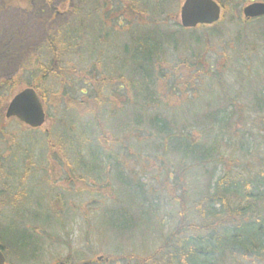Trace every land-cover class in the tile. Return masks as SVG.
Wrapping results in <instances>:
<instances>
[{"label":"rangeland","instance_id":"1","mask_svg":"<svg viewBox=\"0 0 264 264\" xmlns=\"http://www.w3.org/2000/svg\"><path fill=\"white\" fill-rule=\"evenodd\" d=\"M42 1L45 6L49 5L55 11V15L52 17L51 12L47 11L43 20L36 22L31 16L32 13L23 9L27 6L24 0H15L14 5L9 7L4 4L5 0H0V76H14L18 80L12 89L13 94L29 86L26 83L29 76L20 72L17 65L18 60H21L19 55L24 57V61L28 56H37L35 50L43 45L48 31L54 32L61 28L65 33L66 24L69 22L66 23L69 8L79 0ZM251 1L253 0L230 2L231 13L225 15L224 10L222 11L223 15L219 24L214 27V33L211 32L210 26L179 30V12L183 0L173 1L172 13H175V16L169 15L164 22L161 17H157V25L161 20V26L165 29L170 32L177 30L183 42L177 51L173 50L172 55L169 54L160 60L164 69H161L162 73L158 75L157 95L148 101L149 105L145 108L147 115H143L141 127L131 123L134 114L139 111V99L132 100V104L129 101L128 93L135 96L131 86L129 90L122 88L116 92L117 87L114 85L108 94H100L107 103L102 102L91 113H86L84 107L76 110L69 102L72 98L66 103L69 98L67 96L56 100V97L45 93L46 99L43 103L46 121L34 131L37 133L27 130L26 126L18 124L16 120L5 118L10 99L5 106L1 105L0 230L13 224V220V225L17 228H22L23 223L18 219L25 217L24 220H30V223L26 222L25 229L36 236L38 247L34 258L26 264H140L131 258L115 259L118 256L131 257L133 254L144 258L151 256L149 264L176 263L170 256L175 243L195 234H191L194 231L185 230V235L175 240L174 234L179 228L187 227L191 223L200 222L202 225L199 210L204 207L201 206L202 197L205 195L203 186L206 181L208 184L212 181L209 179L212 176L204 173L206 167H197L193 172L186 173L187 166L194 164V161L184 162L185 159L171 149V144L166 143L167 135L157 133L158 131L148 124L147 117L157 114L160 120H166L169 129L167 134H183V130L184 133L190 132L194 124V133L198 138L204 139L202 130H205L207 124L208 128L212 125L210 118L217 112L218 121L212 127L221 128L217 132L219 136L215 140L214 137L209 140L207 136L204 139L205 143L221 139L218 146L214 147V163L219 161L228 169L229 162L233 160L231 162L235 166L231 167V172L238 171L244 178L249 176L247 165L251 167L252 172L259 170L258 166L263 164L261 162L264 158V115L258 114L264 112L256 110L252 99L253 94L258 92L264 97V43H260L259 38L263 33L262 25L258 21L245 23L243 20L242 9ZM150 17L144 16L142 21H150ZM138 21L135 20L133 27ZM132 23L133 20H130L129 25ZM78 24L79 21H71L68 29H76ZM123 30L124 28H121L118 31L124 33ZM198 41L202 43L196 44ZM82 43L83 40L78 48L84 46ZM119 43L115 42L117 49L120 47ZM15 45L20 46L22 53L14 55L12 49H15ZM96 47L98 43L92 42L91 50ZM255 49H260V54H256ZM38 50L40 52V49ZM75 55H67L70 63L68 72L78 60ZM83 59L84 66H87L94 57L90 58L89 54H85ZM54 63L58 64L57 61ZM108 66H111V63ZM178 66L183 68H177ZM82 85V81H79L78 86ZM56 87L55 90H58ZM79 87L69 86L65 95L73 92V99L81 101L82 97L79 98V93L75 92ZM90 94L89 91L86 94L89 100ZM171 94H174L173 98H169ZM120 107L124 110L119 109ZM108 113L110 119L105 117ZM242 115L245 117L241 118ZM229 116L231 117L228 121L225 117ZM229 123H234L232 136L224 130ZM79 130H82L80 135L84 139L83 145L76 139ZM68 132L74 135L80 148L84 146V150L79 151V154L69 151L65 155L62 149L60 150L59 138H66ZM111 137L121 141H111ZM35 138L41 139V142L34 143ZM56 142L59 147L53 146L52 143ZM257 145L259 151L246 163L248 159H243V154L249 146L254 152ZM156 146H159V149ZM241 146H245L244 151ZM97 147L101 150V158L108 162L104 168L93 163V166L86 170L76 163L82 155L86 159V165L90 164L87 153ZM116 159L124 162L127 172L144 182L143 191L149 195L148 200L153 197L156 199L155 203L158 205L154 208L146 209V206H142L150 216L149 219L140 215L143 211L138 206L137 198V205L133 206V200L127 199L128 193L121 191L127 187L114 177L117 174V168L113 166ZM238 162L240 165H237ZM120 166L122 164L118 163V167ZM213 167H217L212 177L215 180L222 174L223 167L220 164L210 166V172ZM242 169L246 171L243 173ZM77 177L81 180H77ZM104 186L108 188L106 193ZM15 196L20 198L14 208L10 200L13 201ZM121 210L135 217L134 226L123 231L115 230L112 227L113 221H106L108 212H112L114 219H117L120 218L118 215ZM33 214H38L39 221L33 219ZM125 217L128 218V215ZM226 219L219 217L210 218L209 222L203 220L205 225H208L203 230L204 234L217 233L224 228H233L240 224L236 218ZM218 220L221 222L217 224ZM5 238L2 243L5 246L7 244L8 249L10 237L5 235ZM14 250L9 249L5 264H22L19 260L20 252ZM99 257L101 258L98 259ZM215 263L264 264V260L251 257L245 259L228 252Z\"/></svg>","mask_w":264,"mask_h":264},{"label":"trees","instance_id":"2","mask_svg":"<svg viewBox=\"0 0 264 264\" xmlns=\"http://www.w3.org/2000/svg\"><path fill=\"white\" fill-rule=\"evenodd\" d=\"M24 1L27 6L23 9L31 12V16L36 22L43 20V16H45L47 11L51 12L52 17L55 15V11L49 5L45 6L42 0ZM173 1L178 0H79L78 3H75L69 8L70 12L68 13L66 23L69 22L66 24L67 26L65 25V28H67L65 33H63V30H60L61 28L56 29L54 32L48 31L43 45L35 50L37 56H28L24 61V57L19 55L18 58L21 60L18 61L21 64L17 62V65L20 67V72H24L29 76L26 81L27 85L35 88L43 102L46 99L45 93H49V95L56 97V100H61L64 96H67L69 98L66 99V103L72 98V100H69L70 104H72L76 110L84 107L86 113H91L96 110L97 106L102 102L107 103L105 98L100 97V94H108L114 85L117 87L116 92H119L122 88H127L129 90L131 86L136 97L128 93L130 97L129 101L131 102L135 98L136 100L139 99V111L134 114L131 123H135L141 127L143 126L142 117L143 115H147L145 108L149 105L148 101L150 102L151 99H154L153 97L157 95L156 87L159 85L158 75L162 73L160 70L164 69V66L160 64V60L162 57L169 56V54L172 55L173 50L177 51L178 47L182 45L181 42H183L182 38H179L180 36L177 34V30L170 32L167 28L165 29L164 26H161L164 20L168 19L169 15L175 16V13H172ZM217 1L221 4L225 15H227L231 13L229 12L230 2L232 3L238 0ZM14 2L15 0H5L4 4L9 7L14 5ZM144 16H151V20L143 22L142 19ZM157 17H161V20H163V22L160 20L159 25H157ZM130 20H133V23L129 25ZM135 20L139 21L133 27ZM71 21L72 23H78L79 21L76 29H68ZM250 21H258V23L262 25L263 33L261 35L262 37L259 38L260 43H264V16L249 19L248 21L244 20L245 23ZM217 24H219V22L210 26L212 27L211 32L213 30L215 31L216 28L214 27L217 26ZM178 26L180 27H178L179 30H195L196 28L208 27L207 25H199L196 28L188 29L183 28L179 24ZM121 28H124V33L118 31ZM214 31L212 33H214ZM182 33L186 35V32L183 31ZM81 40H83L82 44L84 46L78 48L81 44ZM92 42L98 43V47H96L95 50H91ZM115 42H120V47L118 49L115 47ZM195 43L200 44L202 41ZM19 47L20 46L15 45V49H12L14 55L22 53ZM38 49H40V52ZM259 51L260 49H255L256 54H260ZM69 54H76L75 57H78L76 64L69 68L70 72L67 71L70 65L67 58ZM85 54H89L90 58L94 57V60L90 61L87 66H84L83 56ZM54 61H57L58 64L56 65ZM13 62L16 63L15 61ZM25 63L29 65H25ZM110 63L111 66H108ZM177 68L183 67L178 66ZM175 70L176 69H174V71ZM79 81L83 83L80 87L78 86ZM17 83L18 80L15 79L14 76H0V107H2L1 105L5 106V103L11 98L13 95L12 89ZM43 85H45V87H42ZM56 86L58 90H55ZM69 86L72 88L79 87V90H77V88L73 90L79 93V98L80 96L82 97L81 101L73 99V92L72 94L70 92L69 95H65L66 89L69 88ZM88 91L92 95L95 93L94 96L90 94V100L86 96ZM171 95L172 96H169V98H173L174 94ZM252 101L257 111L264 112V97L261 96V92L253 94ZM132 103L133 102H131V104ZM119 109L124 110L123 107ZM251 110L252 108L250 106L249 111ZM242 114L244 115L243 112ZM212 115L210 120L212 119L213 125L218 121V113L215 112V114ZM243 115L241 118L245 117ZM258 115L262 116L264 113ZM109 116L110 114L108 113L105 117ZM159 117L160 116L157 114L150 118L147 117V122L149 121L148 124L156 129L158 131L157 133H164L167 135V138L165 137L166 143H168V145L171 144V149L177 154H180L185 159L183 160L184 162H186V160L194 161V164L187 166L186 173L193 172L197 167H206L204 173L207 174V176L210 175L213 177L217 171V167H213L211 172L209 167L216 166V164H220L223 167L221 171L222 174L218 175V178H215V180H213L212 177L209 178L212 179V181H209V184L206 181V185L203 186L205 187V195L202 197L203 203L201 202V206L204 205V207L199 210L202 215L200 217L202 225H200V222H197V225L195 223H188L189 225L186 224L188 228H179L174 234V240L177 239V237L185 235V230L187 231L188 229L194 231V233L191 234H195V236L192 235L184 238L181 242L177 240L175 248L172 253H170L171 258L176 262L175 264H214L215 261H219V258L224 257L228 252L238 257L242 256L245 259L251 257L264 260V158L261 162L263 164L258 166V168H260L257 171L254 170L252 172L251 167L247 165L249 176L244 178L241 175L242 173L238 171L231 172V167L235 166L234 163L231 162L233 160L229 162L228 169H225L226 167L219 163V161L214 163L216 162L214 161L216 160L214 156L216 149L214 147L215 145L218 146L221 139L211 142L214 143L213 145L209 142L205 143L204 139L207 136L209 140H215V138L219 136L217 132L220 131L221 128L217 129L216 127H212V125L208 128L207 124L205 130H202L204 139L198 138V135L194 133V124H192L190 132L184 133L183 130V134H167L169 130L168 123L166 120H160ZM230 117L231 116L225 117V119L229 121ZM16 122L21 124L17 120ZM96 124L95 122V125ZM233 126L234 123H229V125L224 128L225 133L232 136L234 131ZM37 129L39 128H27V130H32L33 132L37 131ZM81 133L82 130L76 133V139L80 145H83L84 139L82 138L83 136L80 135ZM212 137L214 138L212 139ZM59 139L61 147H59L57 142L52 144L53 146H58L60 150L62 149L61 151L65 155H67L69 151H75V153L79 154V151L84 150V146L80 148V146L77 145V140H75L71 132H68L66 138L60 137ZM40 140L41 139L35 138L34 143L38 142L39 144V142H41ZM110 140L121 141L119 138L113 139L112 137ZM200 140L203 142H200ZM38 144H36V146ZM156 147L159 149V146ZM244 147L245 146H241L242 151H244ZM250 147L251 146H249L245 151L246 153L242 156L243 159H248L246 163L253 159L255 152L259 151L258 145L254 149V152ZM99 153H101L99 147L92 148L90 152L87 153V160L90 164L86 165V159L82 155L81 159L77 160L76 163L86 168V170L89 166L92 167L93 163L95 166H103L102 168H104L108 162L103 160ZM120 154L123 155V153ZM112 159H114V157ZM116 160L113 166L117 168V174L114 177L123 182L127 187L121 191L128 193L127 199L130 201L133 200V206L137 205V198L138 206L141 207L143 211L140 215L149 219L150 216L145 210L157 206L158 203H155L156 199L153 197L152 200H148L149 195L143 191L144 182H141L140 178L127 172L122 160ZM16 162L17 160L15 163ZM12 163L14 164V161ZM118 163L119 165L122 164V166L118 167ZM237 165H240V163L238 162ZM245 171V169H242L243 173ZM246 179L250 180L247 181ZM77 180H81V178L77 177ZM11 182L13 183V180H11ZM104 189L106 193L108 188L104 186ZM16 190L13 192L15 193ZM19 198L15 196L13 201L10 200L14 208L17 206L16 201H18ZM142 206H146V209L142 208ZM121 211L122 212L118 215L120 218L117 219H114V216H112L113 214H111L112 212H108L106 221H109V223L113 221L112 227H114L115 230L123 231L126 228L128 229L134 226L133 221H135V217L131 213H125L124 210ZM131 211L132 210H130V212ZM127 215L128 218L125 217ZM32 217H34L33 219L36 221H39L38 214H33ZM109 217H112L114 220ZM219 217L231 218V220L236 218L240 224L233 228H224L223 231L217 233L209 232L208 234H204L203 230L207 228L208 225H205L203 220L208 221L210 218L219 219ZM24 219H18L24 223L21 225L22 228L14 226L15 220H13V224H9L7 227L0 230V247L6 258L9 249H15L20 252L19 260L22 264H26L34 258V254L38 247L36 236L32 233H28L25 229L27 228L26 222L29 221L30 223V220ZM53 219L56 220L55 218ZM246 220L248 222L244 223L243 221ZM218 222L221 221L218 220L217 224ZM5 235H9L10 237L8 243L11 247L8 244V249L6 248L7 244L5 246V244L2 243V240L6 239ZM134 255L136 254H133L131 257L130 255L129 257L118 256L115 257V259L121 260L122 258H131L137 260L140 264H149L148 262L152 258L151 256H147V258L140 256L142 258L140 259V257ZM134 263L135 262L132 264Z\"/></svg>","mask_w":264,"mask_h":264},{"label":"water","instance_id":"3","mask_svg":"<svg viewBox=\"0 0 264 264\" xmlns=\"http://www.w3.org/2000/svg\"><path fill=\"white\" fill-rule=\"evenodd\" d=\"M246 19L264 15V2H252L243 8ZM221 7L215 0H185L181 8V23L184 27L197 24H212L219 20ZM5 116L15 117L32 128L39 127L45 120L42 102L32 87L18 92L10 100ZM5 263V256L0 250V264Z\"/></svg>","mask_w":264,"mask_h":264}]
</instances>
